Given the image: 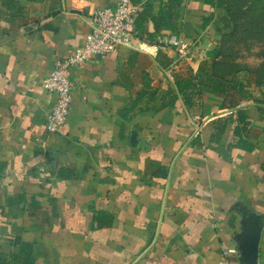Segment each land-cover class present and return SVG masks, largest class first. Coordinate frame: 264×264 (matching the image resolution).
I'll use <instances>...</instances> for the list:
<instances>
[{"label": "crops", "instance_id": "obj_1", "mask_svg": "<svg viewBox=\"0 0 264 264\" xmlns=\"http://www.w3.org/2000/svg\"><path fill=\"white\" fill-rule=\"evenodd\" d=\"M132 1L161 30L72 67L50 133L43 80L117 0H0V264H227L242 209L264 215V83H198L224 7ZM172 32L185 45L159 44Z\"/></svg>", "mask_w": 264, "mask_h": 264}, {"label": "built area", "instance_id": "obj_2", "mask_svg": "<svg viewBox=\"0 0 264 264\" xmlns=\"http://www.w3.org/2000/svg\"><path fill=\"white\" fill-rule=\"evenodd\" d=\"M139 5L132 0H117L113 6L94 9L90 14V30L85 41L76 46L66 57L56 61L54 68L43 80V88L54 95V104L46 114L45 125L50 133L62 131L66 123L72 103L73 81L71 69L85 62L93 55H103L129 48L134 41L145 37V29L137 25ZM159 44L165 47L179 49L185 45V38L176 33L162 34ZM199 127V125H198ZM224 255L236 254L235 260H228L227 264H242L239 261L237 247L224 249Z\"/></svg>", "mask_w": 264, "mask_h": 264}, {"label": "rangeland", "instance_id": "obj_3", "mask_svg": "<svg viewBox=\"0 0 264 264\" xmlns=\"http://www.w3.org/2000/svg\"><path fill=\"white\" fill-rule=\"evenodd\" d=\"M231 3H236L235 30L222 38L220 35L219 48L236 59L237 67L244 66L249 71L248 82H260L264 79V0Z\"/></svg>", "mask_w": 264, "mask_h": 264}, {"label": "trees", "instance_id": "obj_4", "mask_svg": "<svg viewBox=\"0 0 264 264\" xmlns=\"http://www.w3.org/2000/svg\"><path fill=\"white\" fill-rule=\"evenodd\" d=\"M231 1L233 2V0H204V2L211 4L212 6L222 5L225 9L223 25L219 27L221 38L222 36H226L232 30H235L234 17L236 15V3H231ZM181 2L182 0H170V3H173L174 5H179ZM161 14L159 20L160 23L168 25L169 12L162 11ZM137 25L142 27L139 25V20ZM160 30L161 29H155L153 32L147 30L145 33H147L148 37H152L154 33L159 32ZM220 42L221 39L219 43ZM219 43L212 51V60L206 61L197 74L199 78L198 83L205 84L213 88L215 91L226 92L229 87L239 88V90L242 91V82L238 79V73L245 69V67H237L239 63L236 62V59H233L230 55L226 54L225 50L222 48L220 49L219 47H221V45H219ZM258 83H264V79H261Z\"/></svg>", "mask_w": 264, "mask_h": 264}, {"label": "water", "instance_id": "obj_5", "mask_svg": "<svg viewBox=\"0 0 264 264\" xmlns=\"http://www.w3.org/2000/svg\"><path fill=\"white\" fill-rule=\"evenodd\" d=\"M136 139V132L133 131V142ZM47 157L52 158L49 153H47ZM241 226L242 229L235 238L239 250V261L242 264H259L264 215L244 208L242 209Z\"/></svg>", "mask_w": 264, "mask_h": 264}]
</instances>
